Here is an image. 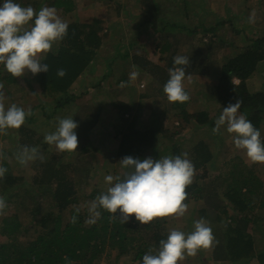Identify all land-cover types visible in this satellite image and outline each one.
I'll return each instance as SVG.
<instances>
[{
  "label": "rangeland",
  "instance_id": "rangeland-1",
  "mask_svg": "<svg viewBox=\"0 0 264 264\" xmlns=\"http://www.w3.org/2000/svg\"><path fill=\"white\" fill-rule=\"evenodd\" d=\"M25 1L27 0H16L15 2L22 7H27ZM37 1V7L33 8L36 12L45 7L48 2V0ZM144 1H147V6L156 8L159 19L158 28H153L144 22V11H146L144 10ZM3 2L4 0L0 1V6L3 5ZM71 3H75L76 8L69 15L64 16L62 11L56 9L58 10L57 14L63 20L72 18L83 23H91L93 19H101L105 21V28L110 34L105 37V42L98 51L96 58L68 90L71 99L70 107L65 108L63 113H56L51 119L44 115L46 111L42 106L47 103L53 109L56 103L41 95L36 76L30 71H26L24 76L15 77L17 83L6 84L1 80L3 77H8L6 74L8 71L4 65L0 64V83L4 85L7 97L6 107L14 103L18 107L24 108L26 112L31 109L32 115L35 116L32 122H24L25 130L21 127L18 129L10 128L6 130L7 135L0 134V164L3 163L4 156H6L11 169L21 173V175L26 174L29 183L33 181L34 177H40L41 173L36 168L39 159L30 161L26 165L20 164L16 159V154L23 147L21 145L23 140L21 130L26 133L29 129L35 133V138L30 145L41 150L45 157L44 160L57 154L58 159H62V163L76 164L78 161L79 165L82 158H84L83 160H90L91 158L93 178H95L96 183L92 182V185L88 183L84 189L81 188V191L90 194L93 186L98 187V191L107 190L111 185L105 182V176L112 175L122 178L129 171L122 168L117 160H113L120 142L116 133L117 130L122 132L132 121L131 119L136 117L137 121L134 123V127L138 131L156 128L161 130L155 133L153 147L143 157L135 158L143 160L151 157L153 160H158L164 156L173 157L172 146L176 141L183 148L181 149L182 155L187 153V159L192 162L189 155H191L193 147L203 140L212 150L214 158L205 167L195 169L193 178L199 185H203L206 180L212 181L216 177L218 178L220 174H222V182H224L223 179L227 178L224 174L229 170L228 165L243 164V166L238 167L239 172L242 173L247 170L253 172L258 184L252 199L257 204V208L251 214V218H255L256 221L251 222L247 232L239 228L241 233L238 236L242 240L244 239L246 243L250 242L253 245V231L255 249H263L264 208H261V205L264 201V199L262 200L264 196V163H253L247 157L245 150L237 149L233 143L235 134H229L226 131V126H222L219 133H213L215 121L222 114L223 108L217 97L213 96L212 88L219 82L222 67L226 62L225 58L237 55L245 46L244 40L235 32L239 28H251V26L261 28L263 26L264 0H151L150 4H148V0H71ZM253 12H255V19L254 22L250 23L249 19ZM33 22L34 18L26 27H31ZM167 24H175L182 30L185 28L195 29L197 34L192 37L185 34L177 43V34L184 32L169 30ZM206 28L217 29L206 32V30L204 31ZM168 36H170L169 41H166L165 44L170 45L169 52L164 49V39ZM59 47L60 42L54 44L52 50L57 52ZM200 47L205 48L203 52L207 56L205 68L199 64V60H195L199 54L197 55L194 49ZM173 51L175 56L189 57L192 55L195 57L190 61V68H186L184 86L190 95V99L185 103L170 102L162 89L161 83L163 82L159 78H154L151 72V69L155 68L153 65L165 66ZM256 52L258 53V65L255 73L247 82L249 93L264 92V44H261ZM127 53L129 57L125 58ZM44 56L45 54L41 56V62ZM202 56L204 55L202 54ZM136 58L147 59L152 62V65H140ZM134 70L139 75L136 79L131 80L130 73ZM201 71L206 73L203 74ZM122 81L125 82V87H120ZM233 82L238 85L240 81L235 78ZM119 103L128 104L134 109L125 115H121L118 110ZM82 108L84 111H91L93 117L98 115V120L92 128L91 134L87 139H84V141L87 140L91 157L88 155L80 157L79 146L76 151L60 153L54 145L45 144L44 137L56 130L58 118L74 117V115L80 114ZM184 114L188 115V119H184ZM255 128L260 131L262 140L264 138V120H261ZM163 130L174 135L175 139L171 141L172 138L169 135L165 139ZM92 151L96 153H91ZM245 165L247 168H244ZM27 188L30 187L27 186ZM222 198L224 199L223 202L227 203L223 194ZM4 199L7 208L4 210V215H0V228L3 218L13 217L17 211L14 203L16 198L11 200L12 203L8 198ZM188 200L189 202L186 203L188 210L184 216L164 217L162 223L165 224L166 231L170 232L173 228L185 233L194 231V222L200 219L199 210L204 201ZM88 203L90 201L84 198L79 207L87 209ZM228 210L232 215L233 212ZM21 213L23 214V210ZM225 218L223 216V219ZM129 220L135 221V216H131ZM22 221L24 223L21 229L22 233H18V235L27 238L30 233L27 235L26 233L30 230L32 220L30 216H27V219H22ZM154 221L156 219L147 225H153ZM207 222L212 231L216 232L213 223ZM227 222L230 223L229 220ZM141 225L143 226L140 235L145 238L144 241L149 242L150 249L158 252L159 248L154 246L152 239L153 229L149 230L145 224ZM221 225L228 235L227 225L222 223ZM226 234L223 237L225 245L223 251L225 250L224 256L228 258V261L218 262L212 256L213 250L211 248H201L195 256L186 255L185 259L179 261L178 264H232V262H237L236 264H258L259 261L255 260L258 258L249 249L243 248L246 246L245 244L242 246V251L239 252L236 246L229 243V237ZM24 237L22 238L24 239ZM4 239L5 237L0 235V241ZM111 243L109 239L101 258L95 264H137L134 261L137 251L135 244H129V254L119 256L116 249L113 250ZM256 253L254 251V254ZM243 259L252 260L248 263L244 261L242 263L241 260Z\"/></svg>",
  "mask_w": 264,
  "mask_h": 264
},
{
  "label": "trees",
  "instance_id": "trees-1",
  "mask_svg": "<svg viewBox=\"0 0 264 264\" xmlns=\"http://www.w3.org/2000/svg\"><path fill=\"white\" fill-rule=\"evenodd\" d=\"M150 3L151 0H148V4ZM25 4L35 8L38 1L27 0ZM46 6L62 11L64 16L69 15L76 8L75 3H71V0H48ZM144 10H146L144 11V22L153 28H158L159 19L156 8L147 6V1H144ZM262 20L263 26L261 28L251 26L253 32L250 31L251 28L246 27L239 28L235 32L244 40L245 46L237 55L225 58L226 62L222 67L219 82L212 88L213 96L217 97L222 108L227 107L229 103H235L236 99L241 100L242 104L238 114L245 115L254 127L258 126L261 120H264V92L249 93L247 82L255 73L258 65L256 49L264 44V19L262 18ZM66 22L69 25L68 34L60 41L58 51H49L42 60V63L48 65V72H40L35 75L41 89V95L56 103L53 109L47 103V105L42 106L46 111L44 115H47L48 119L53 118L56 113H63L65 108L70 107L71 99L68 90L96 58L98 51L105 42V37L110 34L105 28V21L101 19L96 18L91 23H83L68 18ZM168 27L169 30L184 32L177 34V43L185 34L189 37L197 34L195 29L185 28L182 30L175 24H169ZM216 29L206 28L204 31L210 32L216 31ZM169 38L170 36L164 39V44L169 41ZM165 45L164 49L169 52L170 45ZM203 51H205L203 47L195 48L194 52L199 56L195 58L189 55V60L192 61L195 58L205 68L207 56ZM175 55L173 51L165 66L153 65L155 68L151 69L153 77L159 78L163 82L161 83L162 89L169 79V69L174 67ZM124 57H129L128 53ZM136 60L140 62L138 63L140 65H152V62L147 59L136 58ZM186 68L189 69V65ZM59 69L66 71L64 77L57 75ZM204 73L206 72L204 71ZM6 74L8 77H3L1 81L6 84L17 83L14 76L9 72ZM235 78L240 81L238 85L233 82ZM133 109L134 107L128 104H118L121 115L131 112ZM187 116L184 114V119H188ZM34 117V115L26 116L25 121L32 122ZM72 118L78 124L75 131L80 148V157L86 155L91 157L87 140L84 141V139H87L91 134V130L98 120V115L93 117L91 111H84L82 108L80 114L74 115ZM131 120L122 132L117 130L116 133L120 142L113 160L118 162L126 156L143 157L155 144V133L161 130L156 128L138 131L134 127L137 118L134 117ZM21 128L26 129L24 124ZM23 131L21 130L23 135L21 145L31 147L30 144L35 138V133L29 129L26 133ZM162 133L165 139L168 135L172 138L171 141L175 139L174 135H170L165 130ZM262 142H264V138ZM181 149H183L182 146L175 141L172 146L173 157L182 156ZM91 153L96 152L92 151ZM189 156L192 158L195 169L205 167L214 158L212 150L203 140L193 147ZM83 159L79 165L78 161L76 164H64L61 158L58 159L57 154L44 160V162L39 160L36 168L41 175L34 177L33 181L29 183L26 174L21 175V173L12 170L7 157L4 156L0 166L6 168L7 172L3 178H0V196L8 198L10 202L16 198L14 203L17 211L13 217L7 216L2 220L0 235L5 239L0 241V264H95L101 258L109 239L112 242L113 250L116 249L119 256L129 254V244H135L137 251L134 261L137 264H142L143 256L149 253L150 245L140 235L143 225L138 221L129 220L123 224L119 218V209L116 214H112L100 208L98 210L101 215L96 219V222L94 224L86 223V220L89 219L88 209H81L79 205L84 198L91 202L107 190L98 191V187L93 186L90 194L81 191V188L84 189L88 183L91 185L96 183L95 178H93L91 158L90 160ZM239 166H243V164L228 165L229 170L224 174L227 178L223 179L225 184L222 182V174L212 181H204L203 185H199L193 178V182L186 188L188 196L184 203H188V199L204 201L199 210L200 219L203 218L213 223V227L216 228V232H213L216 242L210 248L213 250L212 256L218 262L228 261V258L224 256L225 250L223 251L225 247L223 237L226 233L222 229V223L227 225L229 233L226 235L229 237L231 245L236 246L241 252L242 246L245 244L246 246L243 248L249 249L258 258L252 259L259 261L258 264H264V248L255 249L254 232L252 231L253 245L250 242L246 243L244 239L242 240L238 236L241 233L239 228L247 232L251 222L256 221L255 218H251V214L257 208L252 195L255 194V188L258 184L252 171L248 172L247 170L241 173L238 171ZM244 168H247L246 165ZM27 186L30 188L28 189ZM219 187H221L220 191ZM222 194L227 203L223 202V198L221 199ZM77 208L80 209L79 212L76 211ZM261 208H264V201ZM228 209L233 212L232 215ZM21 210H23V214ZM27 216H30L32 220L30 230L26 233V235L30 233L29 237L25 238L23 235L19 237L18 233H22L21 229L24 225L22 219H27ZM223 216L226 218L223 219ZM73 217H76L75 223L72 222ZM163 219L156 218L153 225L145 224L147 229H153L152 239L157 248H160V241L166 240L169 234L165 224L162 223ZM228 220L230 223L227 222ZM254 251L257 253L254 254ZM157 253L154 250L151 252L153 255ZM252 259H243L241 262L248 263ZM236 263L232 262V264Z\"/></svg>",
  "mask_w": 264,
  "mask_h": 264
},
{
  "label": "clouds",
  "instance_id": "clouds-1",
  "mask_svg": "<svg viewBox=\"0 0 264 264\" xmlns=\"http://www.w3.org/2000/svg\"><path fill=\"white\" fill-rule=\"evenodd\" d=\"M33 18L32 26L26 27ZM254 19L255 12L251 14L249 22H254ZM68 27V22L53 7L45 6L36 12L31 6L22 7L14 0H4L0 6V64L14 77H22L26 71L33 75L48 72V65L41 62V56L67 36ZM189 64L187 56L174 57V67L169 69V79L163 88L170 102L189 101L190 95L184 86L186 67ZM57 75L64 77L66 71L59 69ZM138 75L134 70L130 73V79L134 80ZM188 78L190 80V76ZM125 86L122 81L120 87ZM6 99L4 85L0 83V134L4 135H7V129L20 128L26 116L32 115L31 109L26 112L14 103L6 107ZM241 104L242 101L236 99L235 103H229L223 108L222 114L215 121L213 133H219L221 127L226 126L229 134H235L233 143L237 149L245 150L253 163H264L261 133L245 115H238ZM77 127L72 117L58 118L56 130L46 134L44 142L54 145L60 153L76 151ZM16 159L26 165L37 159L44 162L45 157L38 147L23 146L16 154ZM119 163L129 171L123 179L120 176H105V182L111 186L86 205L89 213L86 223L96 222L101 215L98 210L100 208L112 214H116L119 209V218L123 224L133 215L141 224H148L156 218L185 215L188 210V204L184 203L188 196L186 188L193 182L195 175V166L187 159V153L175 157L164 156L158 160L126 156ZM6 172L7 169L0 166V178ZM6 208L5 199L0 197V215H4ZM72 222H76V217L72 218ZM214 242L212 228L201 218L194 222V231L191 233L171 229L167 239L160 241L158 253L153 255L150 249L143 256L142 264H178L186 255L195 256L199 249H208Z\"/></svg>",
  "mask_w": 264,
  "mask_h": 264
}]
</instances>
